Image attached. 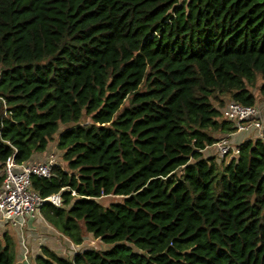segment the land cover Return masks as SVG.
Instances as JSON below:
<instances>
[{
  "label": "trees",
  "instance_id": "trees-1",
  "mask_svg": "<svg viewBox=\"0 0 264 264\" xmlns=\"http://www.w3.org/2000/svg\"><path fill=\"white\" fill-rule=\"evenodd\" d=\"M253 87L264 98V0H0V184L7 157L56 137L66 168L31 183L62 205L40 213L108 246H41L35 264H264V135L203 155Z\"/></svg>",
  "mask_w": 264,
  "mask_h": 264
},
{
  "label": "built area",
  "instance_id": "built-area-1",
  "mask_svg": "<svg viewBox=\"0 0 264 264\" xmlns=\"http://www.w3.org/2000/svg\"><path fill=\"white\" fill-rule=\"evenodd\" d=\"M221 117L233 122L235 131L223 136L206 151L215 152L220 157L229 160L236 157L239 152L237 142L231 135L242 132L255 131L258 137L264 135V122H262L260 108L256 105H243L239 102L228 100L221 108ZM56 151L46 152L39 160L16 162L14 155L6 158L1 170L0 184V221L9 223L20 231V244L22 259L28 261L29 248L22 235L24 224L40 216V207L46 203L61 206L62 198L59 192L42 197L32 188L34 177L51 178L53 167L59 165ZM3 222V223H5ZM5 223V224H6Z\"/></svg>",
  "mask_w": 264,
  "mask_h": 264
},
{
  "label": "crops",
  "instance_id": "crops-1",
  "mask_svg": "<svg viewBox=\"0 0 264 264\" xmlns=\"http://www.w3.org/2000/svg\"><path fill=\"white\" fill-rule=\"evenodd\" d=\"M256 103L258 104L261 110V116L264 121V98H256ZM235 134L231 135V138ZM236 136V135H235ZM234 136L233 140H236ZM246 135L244 138H247ZM243 138V139H244ZM48 149V148H47ZM47 149L44 152H37L33 155L32 159H42L47 152ZM24 230V239L29 248L28 261L22 259V248L20 244V231L12 226H9L0 221V236L7 232L14 246L15 254V264H35L34 257L36 254L40 253L41 246H47L49 249L56 251L59 255H64V245L69 249H73L72 254L80 245L73 244L68 240L64 235L59 233L53 226H51L43 216H39L33 220H30ZM61 235L62 237H60ZM67 249V250H68ZM71 254V255H72ZM70 255V256H71ZM66 256V255H64Z\"/></svg>",
  "mask_w": 264,
  "mask_h": 264
},
{
  "label": "rangeland",
  "instance_id": "rangeland-1",
  "mask_svg": "<svg viewBox=\"0 0 264 264\" xmlns=\"http://www.w3.org/2000/svg\"><path fill=\"white\" fill-rule=\"evenodd\" d=\"M252 92L256 95V98L260 97L263 98L262 96H260L258 90L256 88H251ZM216 104H218L217 102H215ZM223 107L220 106L219 111L221 112V108ZM262 118V116H261ZM263 122V121H262ZM236 135V136H235ZM234 136L236 137V140L234 139V142L239 143L241 140H245V139H255V138H261L257 136V133L255 131H249V132H242V133H236ZM248 136L247 138H244L245 136ZM222 136L224 135H217V141L222 138ZM233 136V138H234ZM244 138V139H243ZM51 151H56V158L60 161L61 165L63 168H66V162L63 160L62 158V154L61 151L57 150L56 148V137L50 142L47 152H51ZM203 155H208V153L206 152V150H203ZM210 155L215 157L216 162H220L222 159L224 160L225 163H227V158L224 157H220L217 153L215 152H211ZM120 198H117V196H103L101 199H99L100 203L103 206H108L111 202L117 201ZM41 216V213H40ZM5 222V221H3ZM6 223V222H5ZM7 225H10L9 223H6ZM50 224V223H49ZM51 225V224H50ZM27 225L24 224L23 229H25ZM52 226V225H51ZM22 229V235H24V230ZM60 237H62L61 235H59ZM85 237H83V242L82 244H80V246L77 249H82L84 247L86 248H94V249H104L107 248V245H104L98 238H94L91 234H86L84 235ZM67 238V237H66ZM68 239V238H67ZM69 240V239H68ZM64 245V255L66 256H70L72 254L73 249L71 247H69V249Z\"/></svg>",
  "mask_w": 264,
  "mask_h": 264
},
{
  "label": "clouds",
  "instance_id": "clouds-1",
  "mask_svg": "<svg viewBox=\"0 0 264 264\" xmlns=\"http://www.w3.org/2000/svg\"><path fill=\"white\" fill-rule=\"evenodd\" d=\"M228 101V100H227ZM232 101V100H231ZM254 105H256V106H258V104L257 103H255ZM259 107V106H258ZM261 111V110H260ZM220 114H221V112H220ZM221 116V115H220ZM222 118V117H221ZM224 119V118H223ZM263 120V119H262ZM264 122V121H263ZM228 135V134H227ZM223 137V136H222ZM242 142V140L238 143V145L240 144ZM206 149V148H205ZM204 149V150H205ZM207 153H211V152H209V151H206ZM108 248V247H107Z\"/></svg>",
  "mask_w": 264,
  "mask_h": 264
},
{
  "label": "water",
  "instance_id": "water-1",
  "mask_svg": "<svg viewBox=\"0 0 264 264\" xmlns=\"http://www.w3.org/2000/svg\"><path fill=\"white\" fill-rule=\"evenodd\" d=\"M82 122H83V120L80 121V123H82Z\"/></svg>",
  "mask_w": 264,
  "mask_h": 264
}]
</instances>
